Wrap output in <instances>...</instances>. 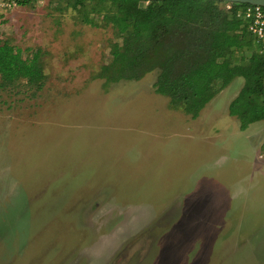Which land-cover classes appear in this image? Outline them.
<instances>
[{
    "label": "rangeland",
    "instance_id": "rangeland-1",
    "mask_svg": "<svg viewBox=\"0 0 264 264\" xmlns=\"http://www.w3.org/2000/svg\"><path fill=\"white\" fill-rule=\"evenodd\" d=\"M109 5L0 7V40L46 75L0 88V264H264V120L229 114L244 80L216 84L194 122L156 71L107 84L121 42L82 20Z\"/></svg>",
    "mask_w": 264,
    "mask_h": 264
},
{
    "label": "trees",
    "instance_id": "trees-1",
    "mask_svg": "<svg viewBox=\"0 0 264 264\" xmlns=\"http://www.w3.org/2000/svg\"><path fill=\"white\" fill-rule=\"evenodd\" d=\"M35 0H22L24 7ZM91 0H68L76 10ZM109 3L99 25L85 15L83 23L91 27H109L121 45H111V63L101 67L98 78L107 84L139 81L157 72L156 94L166 97L172 109L192 118L234 77L244 80L239 95L229 105V114L241 123V129L264 120V58L246 23L237 14L244 4L225 5L213 0L149 2L143 0H99ZM93 14H101L92 10ZM250 47L249 58L237 61L236 53ZM38 53L19 58L9 43L0 40V88L25 85L40 91L46 75ZM246 61V64L241 62Z\"/></svg>",
    "mask_w": 264,
    "mask_h": 264
},
{
    "label": "built area",
    "instance_id": "built-area-1",
    "mask_svg": "<svg viewBox=\"0 0 264 264\" xmlns=\"http://www.w3.org/2000/svg\"><path fill=\"white\" fill-rule=\"evenodd\" d=\"M22 0H0V7L13 9L18 7ZM226 10L231 9L230 3L225 5ZM238 18L246 23V31L254 38L259 47L260 55L264 58V7L248 6L237 14Z\"/></svg>",
    "mask_w": 264,
    "mask_h": 264
},
{
    "label": "water",
    "instance_id": "water-1",
    "mask_svg": "<svg viewBox=\"0 0 264 264\" xmlns=\"http://www.w3.org/2000/svg\"><path fill=\"white\" fill-rule=\"evenodd\" d=\"M146 2H162L167 0H143ZM172 1H178V0H172ZM218 1L222 3H230V4H244V5H250V6H260L264 7V0H213Z\"/></svg>",
    "mask_w": 264,
    "mask_h": 264
},
{
    "label": "crops",
    "instance_id": "crops-1",
    "mask_svg": "<svg viewBox=\"0 0 264 264\" xmlns=\"http://www.w3.org/2000/svg\"><path fill=\"white\" fill-rule=\"evenodd\" d=\"M165 98H166V97H165ZM166 99H167V98H166ZM168 104H169V102H168ZM169 107H170V105H169ZM170 108H171V107H170ZM169 110H170V109H169ZM170 111H171V110H170ZM177 112H180V111H177ZM181 113H182V112H181ZM180 116L183 117L184 114H180ZM180 116H177V117H180ZM189 117H190V116H189ZM190 118L193 119V122H194V120L197 119L198 117H197V118H192V117H190Z\"/></svg>",
    "mask_w": 264,
    "mask_h": 264
}]
</instances>
